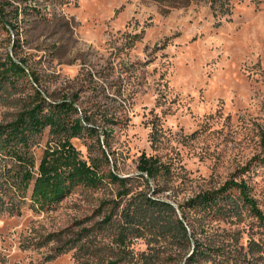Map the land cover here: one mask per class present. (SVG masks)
Instances as JSON below:
<instances>
[{
  "label": "rangeland",
  "instance_id": "374dc122",
  "mask_svg": "<svg viewBox=\"0 0 264 264\" xmlns=\"http://www.w3.org/2000/svg\"><path fill=\"white\" fill-rule=\"evenodd\" d=\"M179 1L0 0V125L36 86L51 100L77 99L80 116L112 130L110 169L132 190L121 199L115 186L79 187L48 211L0 210V264H264L249 249L264 244V228L248 209H181L234 180L264 213V0H229L228 12L211 0ZM8 56L31 77L3 83ZM48 139L49 130L37 139L38 162ZM73 144L87 158L86 140ZM143 155L170 172L144 180ZM141 193L186 212L191 245L148 227L122 239L123 207ZM199 244L214 251L192 263Z\"/></svg>",
  "mask_w": 264,
  "mask_h": 264
},
{
  "label": "trees",
  "instance_id": "16d2710c",
  "mask_svg": "<svg viewBox=\"0 0 264 264\" xmlns=\"http://www.w3.org/2000/svg\"><path fill=\"white\" fill-rule=\"evenodd\" d=\"M154 1L173 8L183 6L179 0ZM211 5L215 10H229V0H211ZM1 19L2 15L0 23ZM1 75L3 83L9 82L13 86L16 80L31 77L24 63L15 61L12 56H8V65ZM37 81L31 79L33 86ZM33 89L35 95L18 117L0 125V210L21 215L23 206L28 203L40 212L48 211L79 187L100 190L115 186L119 188L118 196L121 199L130 196V178L110 169L112 161L106 148L111 149L112 130L105 129L104 132L94 124L91 116H80L77 99L51 100L37 86ZM47 130L49 139L38 162L34 148L37 139ZM79 138L86 140L87 158L73 144V140ZM138 171L146 181L170 172L168 165L160 158L146 155L141 157ZM181 209L183 212L198 210L219 215H238L242 209H248L264 228V213L245 181L231 180L218 190L197 195ZM121 216L124 220L120 230L123 240L129 233L147 227L155 229L158 235L170 240L176 247L191 245L193 240L186 225V212L180 217L173 204L155 196L143 193L132 196L123 207ZM249 249L262 254L264 244L253 242ZM207 250L213 249L199 244L190 257L192 263L197 262V257H209Z\"/></svg>",
  "mask_w": 264,
  "mask_h": 264
}]
</instances>
